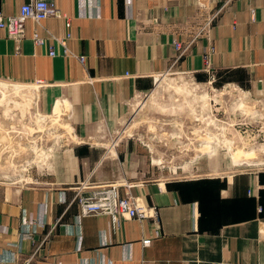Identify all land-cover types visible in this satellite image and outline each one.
Masks as SVG:
<instances>
[{
    "label": "crops",
    "instance_id": "1",
    "mask_svg": "<svg viewBox=\"0 0 264 264\" xmlns=\"http://www.w3.org/2000/svg\"><path fill=\"white\" fill-rule=\"evenodd\" d=\"M27 1L0 0V12ZM48 1L62 16L28 20L19 45L0 29V78L36 83L75 142L41 184L0 182V264H264V169L153 178L145 151L118 134L169 68L264 97V0ZM107 187L157 221L83 214L77 190Z\"/></svg>",
    "mask_w": 264,
    "mask_h": 264
},
{
    "label": "rangeland",
    "instance_id": "2",
    "mask_svg": "<svg viewBox=\"0 0 264 264\" xmlns=\"http://www.w3.org/2000/svg\"><path fill=\"white\" fill-rule=\"evenodd\" d=\"M0 83V182L41 184L60 152L75 142L73 130L60 110L41 108L36 83ZM118 134L145 151L153 178L261 170L264 97L211 70L201 75L169 68L131 101Z\"/></svg>",
    "mask_w": 264,
    "mask_h": 264
},
{
    "label": "built area",
    "instance_id": "3",
    "mask_svg": "<svg viewBox=\"0 0 264 264\" xmlns=\"http://www.w3.org/2000/svg\"><path fill=\"white\" fill-rule=\"evenodd\" d=\"M50 16H62L61 12L54 7L52 2L48 0H28L20 6L16 14L5 15L0 12V29L4 30L7 36L14 39L16 44L19 45L24 37L25 23L28 20L40 24ZM35 42L39 44L43 40L35 35ZM17 47L19 48V46ZM175 47L179 51L178 56H180L187 46H182L179 42H175ZM79 59L83 60V57H79ZM74 199L77 200L82 213L85 215L107 214L113 220H118L121 217L142 220L152 216L154 221H157L155 214H148L144 208L137 205L136 201L130 195L120 196L115 187L96 190L91 196H80L77 193ZM156 235H158L157 226L155 229ZM149 242V239L143 240L144 245Z\"/></svg>",
    "mask_w": 264,
    "mask_h": 264
},
{
    "label": "bare ground",
    "instance_id": "4",
    "mask_svg": "<svg viewBox=\"0 0 264 264\" xmlns=\"http://www.w3.org/2000/svg\"><path fill=\"white\" fill-rule=\"evenodd\" d=\"M0 86H4V84L3 83H0ZM8 87V86H7ZM14 89H16V88H14Z\"/></svg>",
    "mask_w": 264,
    "mask_h": 264
}]
</instances>
